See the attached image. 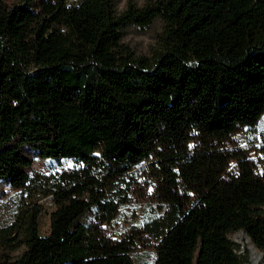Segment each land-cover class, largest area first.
I'll return each mask as SVG.
<instances>
[{
    "label": "trees",
    "instance_id": "1",
    "mask_svg": "<svg viewBox=\"0 0 264 264\" xmlns=\"http://www.w3.org/2000/svg\"><path fill=\"white\" fill-rule=\"evenodd\" d=\"M156 17L136 54L125 27ZM263 112L264 0H0V177L55 203L46 234L39 203L0 227V264H133L138 230L108 226L150 183L154 264H242L236 230L264 264V173L228 144Z\"/></svg>",
    "mask_w": 264,
    "mask_h": 264
},
{
    "label": "rangeland",
    "instance_id": "2",
    "mask_svg": "<svg viewBox=\"0 0 264 264\" xmlns=\"http://www.w3.org/2000/svg\"><path fill=\"white\" fill-rule=\"evenodd\" d=\"M129 1L142 5L147 0H116L117 8L123 9ZM161 31L162 22L159 17H156L148 25L128 24L125 27L123 40L136 54L151 55L154 49L159 46ZM228 144L231 148L235 144L242 148L240 151L246 163L254 171L264 173V112L253 128L248 131L240 129L235 134H231ZM74 164V159L68 157L59 159L35 157L31 176L53 174ZM231 165L236 168L237 162L232 160ZM34 203H39L42 206L39 214V229L41 234H46L50 228V212L55 207L51 196L38 193L31 195L22 188H14L7 179L0 177V227L12 222L22 209ZM161 212L156 185L150 183L149 186L138 189L127 203L119 206L116 216L108 226L113 236H119L131 229L138 230L140 241L138 240L137 247L129 252L133 264H154L155 242L148 236V233L143 231V226L146 221L159 216ZM228 236L239 244L240 252L244 253L245 249L247 250L248 261L245 260L242 264H263L262 252L253 244L246 232L243 230L231 231Z\"/></svg>",
    "mask_w": 264,
    "mask_h": 264
}]
</instances>
